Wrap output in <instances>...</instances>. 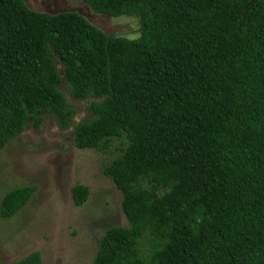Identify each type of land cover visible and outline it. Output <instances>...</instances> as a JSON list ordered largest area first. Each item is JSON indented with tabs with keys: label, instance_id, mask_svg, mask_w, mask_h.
<instances>
[{
	"label": "trees",
	"instance_id": "1",
	"mask_svg": "<svg viewBox=\"0 0 264 264\" xmlns=\"http://www.w3.org/2000/svg\"><path fill=\"white\" fill-rule=\"evenodd\" d=\"M79 1L135 18L138 36L0 0V150L41 110L70 125L63 80L70 98L90 99L74 147L124 146L101 173L128 224L105 230L91 264H264V0ZM34 191H8L0 218ZM70 198L82 205L87 189Z\"/></svg>",
	"mask_w": 264,
	"mask_h": 264
},
{
	"label": "rangeland",
	"instance_id": "2",
	"mask_svg": "<svg viewBox=\"0 0 264 264\" xmlns=\"http://www.w3.org/2000/svg\"><path fill=\"white\" fill-rule=\"evenodd\" d=\"M24 2L30 10L39 13L76 12L106 34L127 39L138 36L135 18L94 14L79 0ZM55 68L62 78L57 61ZM59 89L73 110L70 125L59 127L48 112L41 110L37 128L29 120L24 130L0 150V200L14 188L35 187L21 210L11 218H0L3 264H11L32 252L38 253L40 264H91L105 230L128 224L120 209L119 191L101 173L124 146L118 139H111L105 149H76L73 129L89 117L90 99L70 98L63 80ZM76 185L87 189L86 201L80 206H74L70 198V189ZM139 249L143 256L148 254L145 240L140 241Z\"/></svg>",
	"mask_w": 264,
	"mask_h": 264
}]
</instances>
